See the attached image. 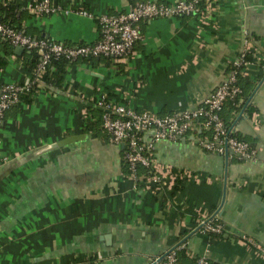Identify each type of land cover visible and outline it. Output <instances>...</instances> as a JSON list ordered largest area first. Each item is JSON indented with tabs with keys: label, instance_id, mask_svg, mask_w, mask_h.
<instances>
[{
	"label": "crops",
	"instance_id": "crops-1",
	"mask_svg": "<svg viewBox=\"0 0 264 264\" xmlns=\"http://www.w3.org/2000/svg\"><path fill=\"white\" fill-rule=\"evenodd\" d=\"M33 1L0 0V6L16 5L13 22L26 35L65 44L96 41L99 14L130 5L51 0L58 5L54 13L31 15L27 5ZM140 25L142 38L127 58L73 61L62 88L42 82L6 111L0 128V264H154L178 244L189 258L205 255L211 264H264L253 245L264 246V73L251 96L256 112L249 116L242 109L232 124L257 148V160L236 154L226 160L204 150L199 142L208 129L196 122L178 140L155 145L158 164L189 172L175 188L165 182L152 192L136 185L122 173L120 149L82 130L85 101L99 94L157 114L200 105L245 47L244 31L253 56L244 72L257 78L264 70V0H215L204 16ZM15 47L0 41V85L29 79L30 51ZM74 135L79 139L44 149ZM216 213L224 226L219 237L195 231L197 220Z\"/></svg>",
	"mask_w": 264,
	"mask_h": 264
},
{
	"label": "built area",
	"instance_id": "built-area-1",
	"mask_svg": "<svg viewBox=\"0 0 264 264\" xmlns=\"http://www.w3.org/2000/svg\"><path fill=\"white\" fill-rule=\"evenodd\" d=\"M132 1V2H131ZM205 9H200L199 0H178L175 2H157L153 0H130L125 11L110 14L103 12L98 16L100 37L92 43L65 44L58 40L44 37H31L15 26L0 20V39L12 46H20L33 51L37 62L29 79L23 83H3L0 85V128L6 111L19 103L21 96L35 85L43 84L39 76L45 72L52 60L90 59L106 57L114 60L127 58L134 45L142 38L141 22L147 19L174 16H204L209 13L215 0H206ZM31 12L39 14L54 13L58 5L51 0H34L27 5ZM245 47L230 62L235 67L247 65L244 55L248 52V32L244 31ZM245 69V68H244ZM243 69V71H244ZM245 73V72H243ZM236 69L226 70L221 84L210 91L201 104L193 108L176 109L166 114H157L147 110H134L114 99L110 93L99 94L94 104L102 108V125L109 134L110 142L120 149L123 162L131 171L129 178L135 183L136 167L143 165L152 167V173L143 184L146 190L157 192L165 182L173 185L176 178L184 179L189 172L183 171L181 176L173 172L172 166L158 164L154 157V149L161 140L176 141L194 128L200 121L204 128L210 130L211 137L200 140L201 147L210 152L224 154L226 149L242 160L255 161L258 150L247 141L230 133V129L220 117V111L227 100H234L241 92L236 82ZM229 157V156H228ZM1 160V158H0ZM192 174V173H191ZM217 216L216 214H213ZM208 216L199 220L201 232L222 233V223H212ZM201 227V228H200ZM259 254L264 256V246L253 243ZM178 244L154 258V264H178ZM196 264H211L205 255L196 258Z\"/></svg>",
	"mask_w": 264,
	"mask_h": 264
},
{
	"label": "trees",
	"instance_id": "trees-1",
	"mask_svg": "<svg viewBox=\"0 0 264 264\" xmlns=\"http://www.w3.org/2000/svg\"><path fill=\"white\" fill-rule=\"evenodd\" d=\"M139 1H144V0H139ZM132 2V1H131ZM207 1L206 0H199L198 5L200 9H205ZM80 10H85L80 8ZM16 5L14 3H9L8 5L5 6H0V20L3 22H7L13 26H15L17 29L21 30L20 25H16L14 21V16L16 15ZM33 15V12L30 13ZM11 18V19H10ZM0 41L3 43H8L6 41H3L0 39ZM9 44V43H8ZM244 61L246 62H252L253 61V56L250 52H246L244 55ZM37 62V57L33 51H30L28 53V58H27V69L29 70L30 73L33 72L35 65ZM73 61H69L66 59H57V60H52L45 72L39 76V80L45 84H51L55 87L62 88L64 84V75L66 74L67 67L72 63ZM231 67L236 69L237 72V79L236 82L241 88L240 94L234 99V100H227L222 107V110L220 111V117L223 120L224 124L230 129V133L233 136H236L242 140L247 141L244 137H241L237 132L233 130L232 124L235 115L241 111L242 109L244 112L251 116L253 113L256 112L255 107L251 103V96L252 93L256 87L257 81L263 76L264 70L262 71L261 74L257 75V78L253 79L250 77V75L243 73V69L245 68V65H241L240 67H235L232 64L229 63L227 70H229ZM38 89V85H35L31 88L29 92L26 94L22 95L21 97H24L27 99L28 94L33 92L34 90ZM26 96V97H25ZM85 111H86V120L83 123L82 130L83 132L91 131V133H94L96 136L104 139L106 142H110V137L109 134L105 131L102 125V108L100 106H97L94 104V100L91 101H85ZM197 124L200 121H196ZM202 133L208 134L207 137L204 138H210L211 133L210 130H202ZM250 145L254 146L253 143H250L247 141ZM155 151V149H154ZM239 159V156H237ZM122 162V173L124 176L129 177L131 174V171L128 169L127 165ZM153 168L152 167H146L143 165H137L136 167V174L137 178L135 180V184L138 186H143V184L147 181V177L152 173ZM173 172H178V176H181L183 174V170H177L173 169ZM182 181L180 177H177L174 184V188L178 187L179 183ZM209 220L212 221V223H222L221 219L218 216H214L212 214L208 215ZM207 217V218H208ZM197 220L195 226H197L199 223ZM223 224V223H222ZM201 228V227H200ZM195 231H200V229H196ZM206 234L209 238H214V237H219L222 233H214V232H203ZM188 252L185 248L181 247L180 249L177 250V260L178 264H186V262H193L196 264V258H189ZM190 260V261H188Z\"/></svg>",
	"mask_w": 264,
	"mask_h": 264
},
{
	"label": "water",
	"instance_id": "water-1",
	"mask_svg": "<svg viewBox=\"0 0 264 264\" xmlns=\"http://www.w3.org/2000/svg\"><path fill=\"white\" fill-rule=\"evenodd\" d=\"M22 50H23V48L20 47V46H16L15 47V51L16 52H21ZM77 139H79V136H77V135L70 136V137H67V138H63V139L58 140L57 142H54L53 144L48 145L44 149L46 150V149H49V148H54V147H57V146H61V145L70 143L72 141H75ZM231 152L232 151L230 149H226V151L224 152V157H225L226 160L228 159V156H229V154H231ZM128 232H130V230ZM131 233L134 234L133 231ZM108 237L110 238V236H107V238Z\"/></svg>",
	"mask_w": 264,
	"mask_h": 264
}]
</instances>
